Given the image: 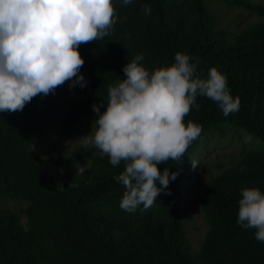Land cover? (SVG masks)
Segmentation results:
<instances>
[{
	"label": "trees",
	"instance_id": "obj_1",
	"mask_svg": "<svg viewBox=\"0 0 264 264\" xmlns=\"http://www.w3.org/2000/svg\"><path fill=\"white\" fill-rule=\"evenodd\" d=\"M111 2L116 23L109 35L77 49L84 60L79 74L87 84L64 116L66 127L98 118L92 105L107 102L109 85L125 78L123 67L137 55L150 73L173 64L177 52L197 63L201 78L216 68L226 76L230 95L240 98L239 111L225 117L216 103L198 96L199 111L193 107L184 124L201 126V134L181 160L157 165L161 172L167 167L177 173L176 179L150 208L140 205L132 213L119 207L125 188L114 180L123 162L114 167L83 144L75 152L76 159L90 158L83 174L78 168L53 174L47 167L70 166L75 159L41 161L30 151L36 129L50 121L69 82L54 95L33 97L21 111L0 112V264H264V242L255 239L256 230L237 224L241 189L264 193V2L222 0L257 18L232 33L218 26L207 0ZM145 5L150 15L143 12ZM223 127L240 129L260 143L208 182L198 199L206 233L194 250L185 231L183 183L196 176L190 159L195 145ZM71 182L77 186L68 187ZM8 202L24 207L15 213L6 208Z\"/></svg>",
	"mask_w": 264,
	"mask_h": 264
},
{
	"label": "clouds",
	"instance_id": "obj_2",
	"mask_svg": "<svg viewBox=\"0 0 264 264\" xmlns=\"http://www.w3.org/2000/svg\"><path fill=\"white\" fill-rule=\"evenodd\" d=\"M131 2L123 0L125 6ZM151 11L144 6L145 15ZM115 16L111 0H0V112L21 111L33 97L54 95L66 81L70 89H83L84 60L77 49L109 35ZM142 60L137 55L127 62L125 78L109 85L107 102L92 105L95 130L83 137L85 146L107 156L112 166L123 162L114 180L125 188L119 207L129 213L140 205L150 208L176 179L177 173L167 167L161 172L157 165L181 160L201 134V126L184 124L193 107L199 111L198 96L216 103L225 117L241 104L230 95L224 74L213 67L201 78L187 54L177 52L173 64L151 73ZM240 197L237 224L255 229V239L264 242V193L243 188Z\"/></svg>",
	"mask_w": 264,
	"mask_h": 264
},
{
	"label": "rangeland",
	"instance_id": "obj_3",
	"mask_svg": "<svg viewBox=\"0 0 264 264\" xmlns=\"http://www.w3.org/2000/svg\"><path fill=\"white\" fill-rule=\"evenodd\" d=\"M258 1L264 2V0ZM207 5L218 26L229 33L257 21L254 15L238 7L228 6L222 0H207ZM81 90L79 86H76L60 95L52 110L50 121L44 127L36 129L31 141L30 151L41 161H45L50 156L75 159L74 164L70 166L47 167L53 174L73 172L79 166L84 168L89 166L90 158L76 159L75 152L77 147L84 144L83 137L90 133L91 128L95 130L92 125L93 120L86 118L72 127L64 125V116L70 105L80 96ZM246 137L249 136L240 129L223 127L220 131L210 132L202 137V140L195 145L194 153L190 154L192 165H195L193 167L196 176L193 180L185 181L183 186L187 194L185 231L194 250L199 249L206 233L205 218L199 208L198 199L204 193L212 177L219 171L230 167L247 150L260 143L256 138L250 137V140H246ZM5 206L18 213L24 204L8 202Z\"/></svg>",
	"mask_w": 264,
	"mask_h": 264
}]
</instances>
